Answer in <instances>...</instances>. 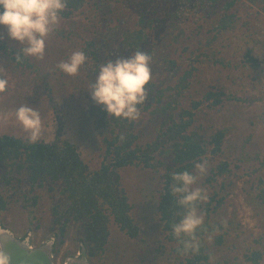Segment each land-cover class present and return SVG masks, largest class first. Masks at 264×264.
Returning a JSON list of instances; mask_svg holds the SVG:
<instances>
[{"label": "rangeland", "instance_id": "1", "mask_svg": "<svg viewBox=\"0 0 264 264\" xmlns=\"http://www.w3.org/2000/svg\"><path fill=\"white\" fill-rule=\"evenodd\" d=\"M246 3L241 0L235 6L238 16L235 26L221 32L214 42V48L220 51L218 55L231 63L200 62L183 102L184 106H189L191 99H200L211 85L222 86L234 96L224 105L202 107L194 122L206 134L218 128L227 130L225 156L233 161L235 174L231 176L234 184L221 212L235 223L228 239L231 249L217 250L213 260L229 259L228 264H234L236 259L243 261L248 244L259 246L257 239L260 238L264 243V210L249 193L252 180L264 175V166H260L264 157V14L256 11V5ZM175 8L173 0H87L82 9L69 17L60 16L59 26L46 39L43 59L31 56L38 66L39 71L35 72L13 67L9 57L0 49V75L7 80L6 90L0 93V133L27 137L16 119V110L23 105L33 107L40 113L43 123L40 140L53 141L59 131L62 138L79 146L91 169L98 168L103 161L104 138L109 135L108 128L100 130L97 127L100 104L93 100L89 89L99 70L89 72L82 69L71 76L57 65L67 61L73 52L80 51L89 40H93L99 50L100 66L117 57L129 56L134 51L122 48L119 35L127 28H136L138 13L144 10L148 17L159 19L148 27L150 36L142 49L151 58V80L157 84H174L187 66L181 62L183 56H189L199 40L195 30H190L188 37L180 39L181 44L172 43L171 36L166 33L171 30L175 18L167 16ZM110 27L119 30L113 38H106ZM0 39L15 47H25L9 37L4 25H0ZM186 45L189 48L183 52L181 47ZM246 52L258 59L256 65L242 63ZM164 57L174 58L181 65L171 70ZM45 84L51 89L52 98ZM151 110L142 111L136 120L135 131L142 143L154 140L165 119V115ZM208 162L205 174L201 175L196 169L198 180L194 188L206 190L204 180L210 168ZM163 171L164 167L154 169L137 165L121 169L122 182L133 205L131 214L141 228L140 234L132 238L112 222L106 248L97 255H89L91 264H182L180 257L172 252L174 242L167 239L157 210ZM28 187L24 181L18 189L25 191ZM37 192L40 199L34 218H28L19 201L11 204L9 211L0 216V226L11 228L19 237H29L34 245L56 238L54 231L50 230L52 197L46 188H38ZM81 247L80 235L74 225L59 252L55 253L56 258L63 257L66 261Z\"/></svg>", "mask_w": 264, "mask_h": 264}, {"label": "trees", "instance_id": "2", "mask_svg": "<svg viewBox=\"0 0 264 264\" xmlns=\"http://www.w3.org/2000/svg\"><path fill=\"white\" fill-rule=\"evenodd\" d=\"M173 1L176 8L167 16L175 18L171 30L166 33L171 36L169 39L172 43L181 44L180 39L188 37V31L195 30L199 40L195 50H191L189 56H183L181 62L187 66L174 84H157L150 79L146 85V100L137 106L140 114L152 108L153 113L165 115L154 140L140 142V136L135 131L136 120L109 116L103 105L98 106L97 127L100 130L108 128L109 135L104 138L103 161L98 168L91 169L83 159L79 146L62 138L59 131L53 141L39 139L36 143L29 142L24 136L0 133V216L9 211L11 204L19 201L28 218H34L40 199L37 189L46 188L52 197L50 230L56 236L57 253L74 225L80 235V246L84 245L90 256L105 250L112 222L117 223L130 237L139 236L141 228L131 214L133 205L121 174L123 167L137 165L154 169L164 167L157 210L167 239L174 242L172 252L180 257L181 263L228 264L229 259L213 260L217 250L231 249L228 239L235 223L221 212L234 184L231 176L235 174L233 161L225 156L227 130L218 128L206 134L194 122L202 107L224 105L234 96L222 86L211 85L200 99H191L189 106H184L183 102L200 62L210 60L215 64L231 63V60L218 55L220 51L214 48V42L221 32L235 26L238 19L235 6L241 0ZM246 2L256 5V11L264 14V0ZM86 3L87 0H67L60 16L69 17ZM156 21L159 19L148 17V12L144 10L140 11L136 22L138 26L122 30L119 35L122 48L143 51V43L150 36L148 27ZM116 30L117 27H110L105 37L113 38L119 28ZM23 47L12 46L0 39V49L9 57L13 67L37 71L36 62L31 56L23 54ZM181 48L185 52L189 45ZM80 51L87 57L80 70L98 72L101 56L93 40L86 41ZM18 53L21 55L20 60L16 59ZM164 60L171 70L181 65L174 58L164 57ZM257 61L250 52H246L242 58V63L249 66L256 65ZM46 87L52 98L51 89L48 85ZM177 109L179 111L175 118ZM207 160L210 168L204 183L208 191L202 189L207 199L197 204L198 212L204 217L203 225L196 232L199 251L185 252L183 243L172 231L173 225L185 211L171 190L173 173L188 171L197 176L196 163ZM260 166H264V157ZM24 181L29 186L25 191L18 189ZM249 193L264 210V175L252 180ZM257 240L259 246L248 244L244 260L236 259L234 264H264V243L262 238Z\"/></svg>", "mask_w": 264, "mask_h": 264}, {"label": "clouds", "instance_id": "3", "mask_svg": "<svg viewBox=\"0 0 264 264\" xmlns=\"http://www.w3.org/2000/svg\"><path fill=\"white\" fill-rule=\"evenodd\" d=\"M67 0H0V25L6 26L11 39L25 45V56L43 59L46 39L59 26L60 14ZM21 59L20 53L16 56ZM87 57L83 51H75L67 61L57 67L64 73L75 76ZM150 56L135 50L129 56L117 57L100 66L95 81L89 87L93 100L105 106L109 116L137 120L138 105L145 102L146 85L151 79ZM7 80L0 77V93L6 90ZM16 119L27 133V139L36 143L43 135L40 113L33 107L23 105L16 110ZM201 175L207 171V161L197 162ZM198 176L188 172L173 173L172 193L185 209L182 218L173 225L174 235L181 240L184 251H199L197 229L203 225L204 217L198 212L199 201L207 199L200 188H194ZM0 264H11V256L0 248Z\"/></svg>", "mask_w": 264, "mask_h": 264}, {"label": "water", "instance_id": "4", "mask_svg": "<svg viewBox=\"0 0 264 264\" xmlns=\"http://www.w3.org/2000/svg\"><path fill=\"white\" fill-rule=\"evenodd\" d=\"M0 248L11 256V264H56L53 260L52 242L30 247L28 238L19 237L11 228L0 226ZM64 264H91L84 245L81 250L68 256Z\"/></svg>", "mask_w": 264, "mask_h": 264}, {"label": "flooded vegetation", "instance_id": "5", "mask_svg": "<svg viewBox=\"0 0 264 264\" xmlns=\"http://www.w3.org/2000/svg\"><path fill=\"white\" fill-rule=\"evenodd\" d=\"M49 242H52V244L54 245V250H53V260H54V262H55L56 264H64L65 261L63 260V259H64L63 257H61L60 260L58 259L59 256H57V258H56V254H55V253H57V252H56V247H55V245H56L57 240H56L55 237H53V238H48V239L44 240L43 242H41V243H39V244H36L35 247H36V246H40V245H42V244H44V243H49ZM30 243H31V241H30Z\"/></svg>", "mask_w": 264, "mask_h": 264}, {"label": "built area", "instance_id": "6", "mask_svg": "<svg viewBox=\"0 0 264 264\" xmlns=\"http://www.w3.org/2000/svg\"><path fill=\"white\" fill-rule=\"evenodd\" d=\"M29 240H30V238L29 237H27ZM30 247H35V245H34V243L33 242H31L30 243Z\"/></svg>", "mask_w": 264, "mask_h": 264}]
</instances>
